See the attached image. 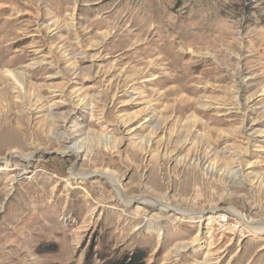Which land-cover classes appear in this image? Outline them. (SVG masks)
<instances>
[{
	"label": "rangeland",
	"instance_id": "obj_1",
	"mask_svg": "<svg viewBox=\"0 0 264 264\" xmlns=\"http://www.w3.org/2000/svg\"><path fill=\"white\" fill-rule=\"evenodd\" d=\"M229 209L264 222V0H0V264H264Z\"/></svg>",
	"mask_w": 264,
	"mask_h": 264
},
{
	"label": "bare ground",
	"instance_id": "obj_2",
	"mask_svg": "<svg viewBox=\"0 0 264 264\" xmlns=\"http://www.w3.org/2000/svg\"><path fill=\"white\" fill-rule=\"evenodd\" d=\"M158 128V127H157ZM160 129V128H159ZM84 151V148L82 146L80 147H77L75 149H73V152H75V154L79 155L81 152ZM15 153H12L11 155H13ZM204 158V157H203ZM202 158V159H203ZM196 159V158H195ZM197 164L200 165L201 163V159H197ZM205 161V160H204ZM204 163V162H203ZM211 171L214 169V165L210 166L209 168ZM104 175H107L106 176V179H110L112 181V184H113V188L115 190V193H116V196L120 198V200L123 202V203H128L130 202L132 199L131 198H128V196H125L124 193H123V190L122 188L120 187V180H118V178L116 177L115 174H113L112 172L110 171H104V172H101L99 174L100 177L104 176ZM232 178V177H231ZM137 200L141 201L142 203L144 202V204L148 205V206H157L158 208L160 209H165L167 208L168 206V203L167 202H164V201H160V202H154V201H150V200H147L146 198H144L143 196H139V197H136ZM175 211H177L179 214L181 215H190V216H193V215H198V217L201 216V212L200 213H193V212H189V211H186V210H179V209H176ZM229 213H231L232 215H234L237 219V222L240 224L241 226V234H243V232L245 230H248V231H251L252 233H255V232H260L264 229V222L261 223L259 221H250V219L246 218L243 216L242 213H240L238 210H231L229 209ZM221 222H225V216L222 215L221 216ZM236 223V222H235ZM226 226V225H225ZM240 226H238L237 224L235 226H230L228 225L227 226V229H233V230H230L231 232L232 231H236ZM246 232V231H245ZM249 234V233H248ZM233 235V234H232ZM264 248V247H263ZM262 248V249H263ZM206 257H211V253L210 252H207L206 254ZM209 260V259H208ZM213 264H217V262L213 263Z\"/></svg>",
	"mask_w": 264,
	"mask_h": 264
},
{
	"label": "trees",
	"instance_id": "obj_3",
	"mask_svg": "<svg viewBox=\"0 0 264 264\" xmlns=\"http://www.w3.org/2000/svg\"><path fill=\"white\" fill-rule=\"evenodd\" d=\"M40 253H47L48 251H54L55 247H40ZM145 258L144 252L142 250H136L131 254H122L119 258H112V259H102L103 264H144L143 259ZM90 259V257H89ZM89 263V262H88ZM90 264V263H89Z\"/></svg>",
	"mask_w": 264,
	"mask_h": 264
},
{
	"label": "water",
	"instance_id": "obj_4",
	"mask_svg": "<svg viewBox=\"0 0 264 264\" xmlns=\"http://www.w3.org/2000/svg\"><path fill=\"white\" fill-rule=\"evenodd\" d=\"M74 168H75V167H74ZM74 168H73V169H74ZM97 177H98V176H97ZM98 178H99V177H98ZM101 178H102V177H101ZM101 178H100V179H101Z\"/></svg>",
	"mask_w": 264,
	"mask_h": 264
}]
</instances>
